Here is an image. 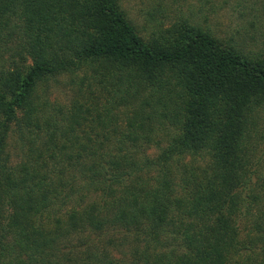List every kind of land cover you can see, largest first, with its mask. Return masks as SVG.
<instances>
[{"label":"trees","instance_id":"trees-1","mask_svg":"<svg viewBox=\"0 0 264 264\" xmlns=\"http://www.w3.org/2000/svg\"><path fill=\"white\" fill-rule=\"evenodd\" d=\"M263 121L264 50L191 16L0 0V264H264Z\"/></svg>","mask_w":264,"mask_h":264},{"label":"rangeland","instance_id":"rangeland-1","mask_svg":"<svg viewBox=\"0 0 264 264\" xmlns=\"http://www.w3.org/2000/svg\"><path fill=\"white\" fill-rule=\"evenodd\" d=\"M119 4L126 20L144 37L188 15L192 21L220 37H233L237 43L254 50H264V0H119ZM13 57V63L17 65L18 57ZM7 58L8 53L4 51L3 62H7ZM25 63H29L28 58ZM60 79L64 80L63 77ZM63 93L57 82L51 90V99L62 102ZM262 129L260 124L258 131ZM252 142L258 144L255 157H261L257 158L258 172L250 175L251 184H256L264 176V167L261 166L264 143H260L257 135L253 136ZM154 151V148L148 149L149 153Z\"/></svg>","mask_w":264,"mask_h":264}]
</instances>
